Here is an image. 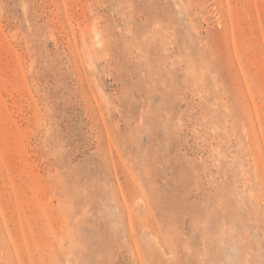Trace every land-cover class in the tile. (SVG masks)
Wrapping results in <instances>:
<instances>
[{"label":"rangeland","instance_id":"obj_1","mask_svg":"<svg viewBox=\"0 0 264 264\" xmlns=\"http://www.w3.org/2000/svg\"><path fill=\"white\" fill-rule=\"evenodd\" d=\"M0 264H264V0H0Z\"/></svg>","mask_w":264,"mask_h":264}]
</instances>
